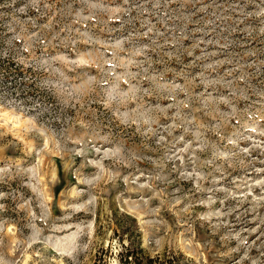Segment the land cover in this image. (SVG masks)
I'll return each instance as SVG.
<instances>
[{"label":"rangeland","instance_id":"374dc122","mask_svg":"<svg viewBox=\"0 0 264 264\" xmlns=\"http://www.w3.org/2000/svg\"><path fill=\"white\" fill-rule=\"evenodd\" d=\"M139 238L264 264V0H0V264Z\"/></svg>","mask_w":264,"mask_h":264},{"label":"trees","instance_id":"16d2710c","mask_svg":"<svg viewBox=\"0 0 264 264\" xmlns=\"http://www.w3.org/2000/svg\"><path fill=\"white\" fill-rule=\"evenodd\" d=\"M127 221V225L123 228L122 232L127 236H133V234L138 231V224L136 218L125 214L124 215ZM125 258L126 264H153L154 258H150L145 255V251L142 247L141 240L137 243H133L131 246L126 247L125 254L123 255ZM158 264H165L160 261ZM167 264H173L172 261L167 262Z\"/></svg>","mask_w":264,"mask_h":264}]
</instances>
